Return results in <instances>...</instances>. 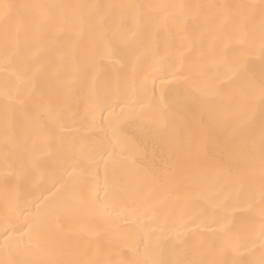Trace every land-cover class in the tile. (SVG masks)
Masks as SVG:
<instances>
[{
    "label": "snow or ice",
    "instance_id": "obj_1",
    "mask_svg": "<svg viewBox=\"0 0 264 264\" xmlns=\"http://www.w3.org/2000/svg\"><path fill=\"white\" fill-rule=\"evenodd\" d=\"M21 8L29 10L26 16L13 12ZM101 8L120 10L121 23L111 41ZM177 15L182 46L165 59L150 34L167 30L169 18ZM189 20L200 23L185 36ZM142 29L149 35H141ZM60 33L68 40L56 39ZM45 35L60 62L69 60L75 74L88 76L83 114L71 104L69 85L75 75L65 79L54 68L51 81L35 89ZM82 47L87 53L84 69L75 65ZM144 57L150 61L153 83L184 82L181 108L199 116L202 125L190 132L186 142L181 133L170 136L163 146L168 159L148 173L138 168L141 145L128 135L127 126L137 122L146 136L159 142L144 108L160 110V128L168 129L169 123L163 87L159 96L151 92L148 103L139 108L129 99ZM101 59L114 65L103 86L95 73ZM0 71L5 74V227L0 248L6 254L11 256L20 247L21 240L13 235L20 232L27 237L24 248H35L41 257L26 264H264V0L175 5L0 3ZM210 79L214 94L228 100L226 135L214 141L203 127L202 97L207 94L203 85ZM257 110L258 129L253 121ZM18 113L25 114L30 127L17 120ZM41 113L56 123L59 133L41 127ZM37 136L55 147L58 158V171L43 188L35 159ZM21 184L30 185L28 195L21 194ZM69 208L103 209L124 221L135 217L137 259L102 254V248L122 254L129 237L119 230L104 242L80 236L73 247L52 239L42 242L44 226L58 221ZM0 264L16 262L8 259Z\"/></svg>",
    "mask_w": 264,
    "mask_h": 264
},
{
    "label": "bare ground",
    "instance_id": "obj_2",
    "mask_svg": "<svg viewBox=\"0 0 264 264\" xmlns=\"http://www.w3.org/2000/svg\"><path fill=\"white\" fill-rule=\"evenodd\" d=\"M0 3H10L13 5H28L33 3H64V4H96V5H120V4H246V3H259V0H0ZM14 13H19L26 16L29 12L28 9H14ZM100 14L103 16V28L108 34L111 41L112 34L115 32L116 27L120 24L119 9H99ZM180 17H170L168 20L167 30L161 29L151 33V38L155 41V46L161 57L165 59L171 58L177 50L181 49L182 38L177 32V26ZM200 23L199 20H189L185 25V36H191L196 26ZM127 24V21L124 22ZM130 27V25H128ZM141 35H149L144 29L141 30ZM56 39L67 41L68 37L64 33L57 35ZM86 37L82 38V44L86 41ZM146 47V46H145ZM86 49L82 47L78 53L75 65L81 69L86 68ZM115 59L119 56L116 54ZM149 60L144 57L141 58L139 71L136 76L135 86L129 97L133 102L134 108H139L140 104H147L151 92H155L159 96L161 87L164 88V103L167 108L164 110L166 118L169 123L168 129L159 127L160 110L156 107H145L144 112L151 120L149 127L158 130L159 142L150 139L145 135L141 126L137 122H130L127 126L128 135L141 145V151L138 157V168L140 171L148 173L160 168L164 161L168 159L169 153L164 149V144L167 139L177 133L182 134V139L186 142L190 138V132L195 129L199 131L202 125L200 124L199 116L193 117L191 114L185 112L181 108L180 101L182 100L185 92L186 85L183 81L171 80L164 85H161L160 80L156 79L153 83L154 74L148 71ZM39 66L40 72L37 73L35 79V89L39 90L43 84L50 82L52 79V72L54 68L59 69V74L62 78L68 79L75 75L74 79L70 81L72 89L71 104L74 110L80 111L83 114V109L87 106L88 100V76L75 74L73 71L74 65L71 61L65 60L60 62L56 55L50 52V46L47 44V36L42 39V46L39 52ZM259 58L255 57L256 71H259ZM114 70V65L107 59L99 60L98 66L95 69L96 79L101 86H103L105 77L109 72ZM5 81V74L0 71V233L3 232L4 216H5V184H4V135H3V122L2 113L5 104L3 96V87ZM207 89V94L202 97L204 105L205 124L209 136L214 141L218 138H223L226 135L224 130L228 120L227 105L228 100L224 95H215V88L212 80H208L203 85ZM24 88V84H20ZM27 111V110H26ZM106 115V114H105ZM17 120L25 127H30V121L25 118L24 113L17 114ZM225 122V125L221 124ZM254 124L258 129L260 123V113L257 110L254 118ZM71 123V121H65ZM40 124L42 128H55L59 133V128L54 121L50 120L44 113L40 114ZM21 131L20 129L17 130ZM66 134V132H65ZM36 141L35 159L37 167L41 174L40 184L43 188L47 185L49 176L58 171V158L55 147H50L39 136L34 137ZM102 175V172H101ZM20 191L22 195H28L30 185L21 184ZM111 211V209L109 210ZM237 214L238 213H234ZM27 215V214H25ZM16 226H20V221L15 222ZM117 230L120 233L127 234L129 239L126 245L122 248V254L117 256L114 252L107 248H102L103 255L111 256L113 259L123 258L128 261L137 259L134 251L136 247L135 235L138 231V225L135 222V217L129 216L127 221L119 219L114 213L110 216L108 212L103 209L95 211H81L75 208H69L58 219V221L47 224L44 226L41 239L46 242L49 239L55 240L58 243L75 246L78 238L83 235H88L98 241L104 242L116 236ZM26 231V230H25ZM21 240L20 247L15 250L11 256L5 253L0 248V260H14L16 264H26L30 260L41 258L35 248L26 250L23 246V241L27 239L22 236L20 232L13 233ZM247 259V257H242Z\"/></svg>",
    "mask_w": 264,
    "mask_h": 264
}]
</instances>
